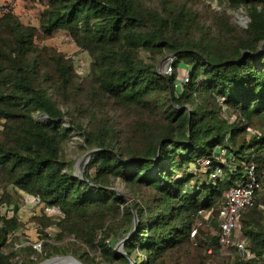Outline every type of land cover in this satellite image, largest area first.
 I'll return each mask as SVG.
<instances>
[{"label": "trees", "instance_id": "trees-1", "mask_svg": "<svg viewBox=\"0 0 264 264\" xmlns=\"http://www.w3.org/2000/svg\"><path fill=\"white\" fill-rule=\"evenodd\" d=\"M217 1L246 10L247 27L205 0H44L39 27L13 14L1 18L0 115L7 125L0 186L62 212L60 219L33 218L42 229L57 226L58 241L73 239L57 254L81 252L83 264H210L208 250L221 248L216 236L202 242L191 232L201 210L213 211L211 225L219 229L218 210L250 163L259 177L264 172V0ZM59 31L89 54L87 77L56 48L39 45ZM167 55L174 57L172 75L158 70ZM182 63L188 82L176 93ZM249 129L260 135L248 139ZM75 133L83 152L96 151L84 178L64 154ZM220 148L230 151L229 164L220 162ZM205 159L223 174L193 185V170ZM3 202H10L7 192ZM18 211L0 215V264H37V251L19 237ZM241 225L264 256L263 191ZM118 233L130 238L126 255L109 245Z\"/></svg>", "mask_w": 264, "mask_h": 264}, {"label": "rangeland", "instance_id": "rangeland-1", "mask_svg": "<svg viewBox=\"0 0 264 264\" xmlns=\"http://www.w3.org/2000/svg\"><path fill=\"white\" fill-rule=\"evenodd\" d=\"M208 5H210L211 9L214 11L226 13L232 16V20L234 23L238 24L241 27L246 28L249 23V18L247 15V11L243 8L234 11L231 10L227 4H216L215 1L213 4H211V0H205ZM5 4L7 7H9V14H13L19 18V20L24 23L25 25L33 26V27H39L40 26V17L45 7L44 0H0V5ZM39 45L41 46H50L56 48L58 51L63 53L67 58H70L73 61V64L75 66V69L77 66L83 67V73L80 75L82 78H85L88 76L90 72V65H91V58L88 53L83 52L74 42L73 38L70 36V34L66 31H59L54 34V36L50 39H47L43 42H40ZM141 57L143 60L149 62V54L146 52H141ZM171 55H167L164 58L160 59V62L158 64V70L163 68L164 63L169 60ZM179 67L184 70L185 64H180ZM180 73V76L186 75V71ZM184 75V76H185ZM223 116L230 120V122L235 121V115L234 113L228 109L227 107H223ZM67 124V123H66ZM251 134H247V138H251ZM82 138L78 134H73L72 140L68 143V145L65 148V158L72 162L73 165V173L76 175L81 174V167L80 164L87 154V152H83L79 145L82 143ZM224 149L220 148L219 150ZM223 155L219 154V160L222 164H229V161L227 160L230 151L228 149H224ZM87 165V163H86ZM86 167V166H85ZM193 170V169H191ZM194 176L192 184L195 185L197 183V180L200 184L205 183V179H207L208 173H210L209 180L212 178V172L211 171H205L204 169L200 170H193ZM246 171H243V175H245ZM181 176V173L178 175ZM208 180V181H209ZM115 189L127 196L128 201L131 203L133 199L130 197L127 189L124 187L123 183L121 181L116 182ZM264 193V180H262V190ZM7 192V194L10 195V202L6 203L3 202V204H0V214H9V212H14L15 206L19 209L18 214L22 216L20 219V222L22 223V228L19 232V237L22 240V243L25 245L31 246L34 250L37 251L38 255H34L32 257L33 260L37 262V264H43L45 262H48L50 260L56 259V258H63V257H73L77 260H79L81 263L82 261L79 258L80 253L73 254L71 251L63 252L61 254H57V251L60 248L63 249V245L67 242L73 241L72 238L66 239L65 241H58L57 240V234L53 235L52 238H46L44 233L45 228L39 232L36 231V227H40L37 225L33 218H35L37 215H34L33 213H37L38 207H31L28 204L30 199L29 197H26L22 194H16L15 190L12 186H8L6 188H3V186H0V199L4 195V193ZM29 205V206H28ZM263 207V206H262ZM34 209V210H33ZM40 212V211H39ZM12 215V213L10 214ZM40 215L42 213L40 212ZM59 217H55L57 219ZM203 219L198 218L195 224L194 228L199 229L198 236H201L202 242L209 241L211 237L216 236L218 233V229H215L211 223L204 222L202 226H199V222H202ZM203 233V235L200 234ZM123 233H118L117 235L113 236L110 241L109 245L115 249L118 244H122L123 242ZM18 236V235H17ZM44 240V243L49 244L50 247L47 248L48 252L51 254L50 258H46V251L44 249V246L42 245L41 248L35 249L33 246L39 242L40 240ZM43 243V244H44ZM56 248V249H55ZM119 250V248H116ZM90 256L96 260H101L100 252H95L90 250ZM208 254V253H207ZM209 255V263L210 264H231V262H235L238 259L237 252H234L232 250H226L223 248H219L218 251H213V254ZM106 264V263H103Z\"/></svg>", "mask_w": 264, "mask_h": 264}, {"label": "built area", "instance_id": "built-area-1", "mask_svg": "<svg viewBox=\"0 0 264 264\" xmlns=\"http://www.w3.org/2000/svg\"><path fill=\"white\" fill-rule=\"evenodd\" d=\"M215 1L218 4L217 0H211V4ZM9 7L5 4L0 5V20L6 14H9ZM174 57H170L167 60L162 69H159V73L163 75H172L174 73L173 67ZM185 71L187 73V66ZM76 72L79 75L83 73V67L77 66ZM185 75V74H184ZM179 76V79L176 83V93L180 92L182 84L188 82V74L185 76ZM38 120H43L44 116L38 114ZM7 125L6 118L0 115V134H2ZM249 134L260 135L259 132L252 129L248 130ZM220 154L223 155L224 149L219 150ZM202 169L205 171H210L213 166V161L210 159H205L201 163ZM213 179L220 178L223 174L221 167H217L215 171L211 173ZM264 177V172L261 177H259L255 163H250L246 168V176L244 179H241L237 185L230 188L226 193V198L223 205L219 208L217 214V222L219 224L218 233L216 235L217 240L221 248L226 250H234L238 254L239 262L241 264H264V256H260L252 249L251 242L247 236L244 235L241 225V216L242 213L251 208L256 203L257 192L262 190V180ZM32 198L35 207H38V212L34 215L39 214L40 212L44 215L50 217H63L62 212L53 206L46 204L40 197L37 196H26ZM40 211V212H39ZM12 213V215H10ZM15 212H9V214H0L2 216L13 217ZM18 218L21 216L17 212ZM199 218L203 219L202 222H199V226H202L204 222L211 223L214 218L213 211L210 210H201L199 212ZM20 220V219H19ZM43 230L41 227H36V231L39 232ZM45 232L48 234V238H52L53 235L58 234L60 229L57 226H51L45 228ZM199 229L194 228L191 232V237L195 238L198 236ZM14 236V235H13ZM44 240H40L33 247L39 249L42 247ZM208 254H213V250L209 249Z\"/></svg>", "mask_w": 264, "mask_h": 264}, {"label": "water", "instance_id": "water-1", "mask_svg": "<svg viewBox=\"0 0 264 264\" xmlns=\"http://www.w3.org/2000/svg\"><path fill=\"white\" fill-rule=\"evenodd\" d=\"M262 52H264V42H263V45H262ZM96 151L93 150V151H89L87 152V154L85 155V157L83 158L81 164H80V167H81V174H82V178H84V172H85V166H86V163H88L90 157L92 156L93 153H95ZM135 228L137 227V214H135ZM122 236L124 237L123 238V242L122 244L119 245V250H117L116 248L114 249L115 252L118 254V255H126V252H125V244L130 240L129 236H124V234H122ZM57 259H63V260H73L74 262H76V264H83L81 263L79 260L73 258V257H63V258H56V259H53V260H57ZM53 260H50V261H53ZM48 261V262H50ZM48 262H45L43 264H46ZM131 264H135L134 260L131 259Z\"/></svg>", "mask_w": 264, "mask_h": 264}, {"label": "bare ground", "instance_id": "bare-ground-1", "mask_svg": "<svg viewBox=\"0 0 264 264\" xmlns=\"http://www.w3.org/2000/svg\"><path fill=\"white\" fill-rule=\"evenodd\" d=\"M119 247V244L116 248ZM46 264H76V262H74L73 260H63V259H57V260H53V261H50Z\"/></svg>", "mask_w": 264, "mask_h": 264}, {"label": "crops", "instance_id": "crops-1", "mask_svg": "<svg viewBox=\"0 0 264 264\" xmlns=\"http://www.w3.org/2000/svg\"><path fill=\"white\" fill-rule=\"evenodd\" d=\"M183 72H185V69L183 70ZM29 199H30V201H29V203H28V204L30 205V208H31V207H33V208H34V207H35V204H34V202H33L32 198H29ZM29 205H28V206H29ZM33 210H34V209H33ZM33 214H35V213H33ZM19 215H20V214H19ZM21 217H22V216H21Z\"/></svg>", "mask_w": 264, "mask_h": 264}]
</instances>
